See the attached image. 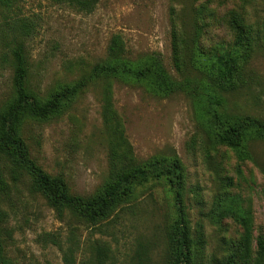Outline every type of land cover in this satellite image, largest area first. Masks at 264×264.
I'll use <instances>...</instances> for the list:
<instances>
[{"label": "rangeland", "instance_id": "374dc122", "mask_svg": "<svg viewBox=\"0 0 264 264\" xmlns=\"http://www.w3.org/2000/svg\"><path fill=\"white\" fill-rule=\"evenodd\" d=\"M182 4H205L218 13V21L206 18L202 43L208 52L233 41L229 14L234 10L244 11L248 22L264 28V0H99L91 12L58 0H20L9 14L0 13V105L14 95L11 50L15 40L25 45L28 86L43 98L105 60L115 33L124 36L130 57L160 53L177 77L171 16L173 6ZM183 16L189 19L191 11L185 10ZM20 17L28 22V29L20 30ZM261 35L262 46L248 65V82L227 99L230 110L264 118V30ZM103 84L102 79L91 82L58 114L47 120L28 119L22 126L37 163L48 173L62 176L72 193L85 196L94 194L109 175ZM111 85L114 107L137 157L173 152L180 156L187 174L189 216L193 225L204 227L208 257L223 258L230 242L243 233L232 217H223L220 223L210 217L221 190L219 176L232 178L231 194L252 212L254 256L257 239L264 236V141L251 142L253 160L241 161L227 148L206 158L201 144L193 141L201 128L192 97L183 92L163 96L126 80L112 79ZM12 184L10 195L0 197V208L8 213L4 224L12 233L5 245L16 264H65L59 244L74 246L77 264H95L96 244L110 248V261L115 264H137L139 251H147L154 264H166L168 231L176 210L164 181L139 186L126 207L96 224L70 210H55L34 188L30 176Z\"/></svg>", "mask_w": 264, "mask_h": 264}, {"label": "trees", "instance_id": "16d2710c", "mask_svg": "<svg viewBox=\"0 0 264 264\" xmlns=\"http://www.w3.org/2000/svg\"><path fill=\"white\" fill-rule=\"evenodd\" d=\"M20 0H0V13L7 15ZM78 10L91 12L99 0H58ZM249 3L250 0H242ZM191 11L189 19L183 16ZM219 20L218 13L205 4L173 6L171 16V46L177 77L169 72L160 53L151 52L132 58L127 53L124 36L112 35L105 60L96 64L89 74L72 83L60 85L47 98L28 86L29 64L25 45L15 40L12 48L14 65V95L0 105V197L9 196L12 183L30 176L35 189L43 194L58 212L70 210L91 223H99L126 207L139 186L153 180L164 181L174 199L176 216L168 231L166 264H264V236L257 239L253 256V216L232 195L231 177L219 176L221 190L217 193L210 217L220 223L223 217H232L243 227L242 236L230 242L223 258L207 255V238L201 223L193 225L186 204L187 174L180 156L154 154L139 159L132 143L125 135L123 124L112 97V79L145 85L153 92L168 96L183 92L193 98L200 121V135L193 137L200 143L206 158L221 148L233 151L241 161L254 159L252 141H264V118L230 110L227 96L243 88L248 82V65L260 45L264 28L247 21L244 11L229 14L234 39L228 46L206 51L202 36L206 18ZM19 18L20 30L29 28ZM16 21V22H17ZM102 79V116L109 138V175L106 182L92 195L72 193L67 181L48 173L31 156L23 137L22 126L28 119L47 120L61 112L91 82ZM199 135V136H198ZM198 193V188L194 189ZM8 213L0 208V264H16L6 251V238L11 230L4 223ZM58 243V242H57ZM65 264H77L74 246L63 248ZM110 248L95 246V264H115L110 261ZM137 264H154L147 251H139Z\"/></svg>", "mask_w": 264, "mask_h": 264}]
</instances>
